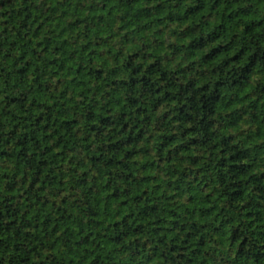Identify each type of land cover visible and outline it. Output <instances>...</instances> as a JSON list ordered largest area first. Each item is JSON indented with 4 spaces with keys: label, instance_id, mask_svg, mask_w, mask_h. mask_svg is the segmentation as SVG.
<instances>
[{
    "label": "trees",
    "instance_id": "16d2710c",
    "mask_svg": "<svg viewBox=\"0 0 264 264\" xmlns=\"http://www.w3.org/2000/svg\"><path fill=\"white\" fill-rule=\"evenodd\" d=\"M0 264H264V0H0Z\"/></svg>",
    "mask_w": 264,
    "mask_h": 264
}]
</instances>
